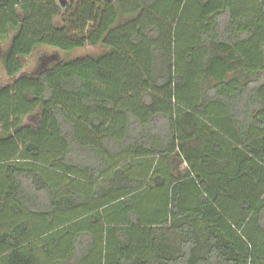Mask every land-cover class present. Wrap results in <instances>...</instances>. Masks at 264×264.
Returning a JSON list of instances; mask_svg holds the SVG:
<instances>
[{"label":"trees","instance_id":"1","mask_svg":"<svg viewBox=\"0 0 264 264\" xmlns=\"http://www.w3.org/2000/svg\"><path fill=\"white\" fill-rule=\"evenodd\" d=\"M8 37L0 264H264V0H0Z\"/></svg>","mask_w":264,"mask_h":264},{"label":"rangeland","instance_id":"2","mask_svg":"<svg viewBox=\"0 0 264 264\" xmlns=\"http://www.w3.org/2000/svg\"><path fill=\"white\" fill-rule=\"evenodd\" d=\"M65 3L62 4L64 6ZM8 37L5 39L2 43H0V47H5L8 44L9 41ZM100 47H91V46H85L82 49L74 50L72 52H56L51 48H39L37 49L30 57L24 59V67L22 69V72L24 73H31L35 72L45 66H48L59 59H70L75 57H82L86 54H92L96 53L100 50ZM7 78L3 75L1 71L0 66V84L7 83Z\"/></svg>","mask_w":264,"mask_h":264},{"label":"water","instance_id":"3","mask_svg":"<svg viewBox=\"0 0 264 264\" xmlns=\"http://www.w3.org/2000/svg\"><path fill=\"white\" fill-rule=\"evenodd\" d=\"M65 3V0H59V4H64Z\"/></svg>","mask_w":264,"mask_h":264}]
</instances>
